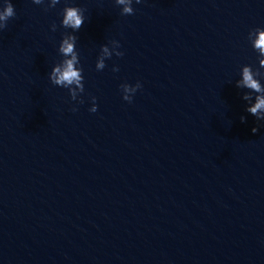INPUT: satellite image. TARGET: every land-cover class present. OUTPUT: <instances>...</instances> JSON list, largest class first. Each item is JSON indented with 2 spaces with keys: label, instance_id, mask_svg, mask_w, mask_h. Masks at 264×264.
Returning a JSON list of instances; mask_svg holds the SVG:
<instances>
[{
  "label": "water",
  "instance_id": "water-1",
  "mask_svg": "<svg viewBox=\"0 0 264 264\" xmlns=\"http://www.w3.org/2000/svg\"><path fill=\"white\" fill-rule=\"evenodd\" d=\"M11 3L0 264H264V121L237 87L243 66H259L248 36L264 27V0H133V15L67 0L86 10L75 100L49 79L72 32L65 0ZM102 45L113 56L97 70ZM137 82L129 103L120 86Z\"/></svg>",
  "mask_w": 264,
  "mask_h": 264
},
{
  "label": "clouds",
  "instance_id": "clouds-1",
  "mask_svg": "<svg viewBox=\"0 0 264 264\" xmlns=\"http://www.w3.org/2000/svg\"><path fill=\"white\" fill-rule=\"evenodd\" d=\"M36 5H43L44 11H49L55 8L61 0H32ZM118 6H123L121 15H133L135 9L133 8V0H115ZM135 3H141V0H135ZM85 9L79 6H69L67 0H65V7L63 8L61 15L62 27L65 29H71L72 32H65L63 39L59 45V53L63 59L55 64L53 70L49 75L51 83L55 86L66 88L69 90L72 100L77 98V89L82 94L85 91L83 67L80 66L79 52L76 50V43L78 36L74 33L78 32L85 22ZM16 16V11L11 0H4L3 6H0V30H4L8 27V21ZM57 26L52 25V31H56ZM255 37V39H252ZM248 39L252 44L254 50L258 53L259 66L253 68L251 65L242 67V78L237 80V87L247 89L244 93L243 99L248 102L246 111L256 117L258 121H264V84L261 80L264 79V27L255 28L249 32ZM112 43L120 45L118 40H112ZM118 57L124 55L123 52H117L115 54ZM113 55L109 53L108 47L102 45L100 55L97 59V70H103L106 67L105 57L110 59ZM113 71H119V68H114ZM121 90L123 92V99L132 102L133 96L138 89L142 87L140 82H137L135 86L130 84H122ZM255 94V95H254ZM254 100V102H253ZM93 106L90 108L91 112H96L98 106L96 105V97H92ZM83 103V100H80ZM77 109L73 108V111ZM245 117H241V121H245ZM257 128H253L252 132L256 133Z\"/></svg>",
  "mask_w": 264,
  "mask_h": 264
}]
</instances>
